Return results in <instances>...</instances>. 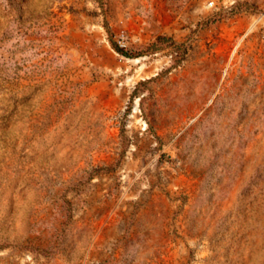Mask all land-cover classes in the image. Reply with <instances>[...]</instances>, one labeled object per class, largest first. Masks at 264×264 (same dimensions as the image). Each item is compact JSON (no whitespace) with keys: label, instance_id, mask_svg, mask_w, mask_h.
<instances>
[{"label":"rangeland","instance_id":"1","mask_svg":"<svg viewBox=\"0 0 264 264\" xmlns=\"http://www.w3.org/2000/svg\"><path fill=\"white\" fill-rule=\"evenodd\" d=\"M0 264H264V0H0Z\"/></svg>","mask_w":264,"mask_h":264},{"label":"trees","instance_id":"2","mask_svg":"<svg viewBox=\"0 0 264 264\" xmlns=\"http://www.w3.org/2000/svg\"><path fill=\"white\" fill-rule=\"evenodd\" d=\"M163 39H165V38H164V37H159L158 40L161 41V40H163ZM112 44H113L114 48H115L118 52H120L121 54L127 55V53L124 51V49L121 48L117 43L112 42ZM152 46H155V43H153Z\"/></svg>","mask_w":264,"mask_h":264}]
</instances>
